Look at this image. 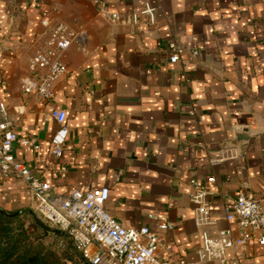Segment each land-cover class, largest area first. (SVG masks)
Returning <instances> with one entry per match:
<instances>
[{
	"label": "crops",
	"instance_id": "crops-1",
	"mask_svg": "<svg viewBox=\"0 0 264 264\" xmlns=\"http://www.w3.org/2000/svg\"><path fill=\"white\" fill-rule=\"evenodd\" d=\"M44 14L85 33L61 53L67 72L49 100L20 89L47 38ZM172 40L184 48L176 63ZM54 109L66 112L60 157L50 152ZM0 119L36 140L13 152L51 194L107 187L116 221L161 232L159 253L193 261L204 233L230 225L223 206L240 190L264 205V0H0ZM191 179L211 191L212 226L194 224ZM0 206L33 207L14 175H0ZM239 255L228 251L229 264H264V245Z\"/></svg>",
	"mask_w": 264,
	"mask_h": 264
},
{
	"label": "built area",
	"instance_id": "built-area-1",
	"mask_svg": "<svg viewBox=\"0 0 264 264\" xmlns=\"http://www.w3.org/2000/svg\"><path fill=\"white\" fill-rule=\"evenodd\" d=\"M102 12L111 20L118 19L117 13ZM143 12L152 15L153 8L146 5ZM136 17L135 14L133 18ZM40 22L48 29L47 38L29 58L28 73L21 78L20 89L25 95L49 100L54 95L55 83L67 72L61 53L72 43H82L85 33L75 31L62 21L52 23L46 14ZM167 46L170 63L178 62L184 48L173 40ZM193 54L196 55L197 51ZM65 117L66 112L61 109L52 110L47 117L59 124L50 140V152L55 157L61 156L68 132ZM16 142L32 145L35 149L39 147L34 138L17 136L12 121L0 119V175H14L24 183L31 195L35 215L50 227L65 233L90 264H229L228 251L235 254L236 262L247 246L253 243L264 245L262 200L251 192L240 190L233 201L223 206L225 219L230 225L220 229L216 235L204 233L195 260L188 261L182 256L173 259L165 251L159 253L161 247L166 248L161 232L152 231L148 226L129 230L111 216L105 209L109 196L107 187L76 188L68 195L51 194L50 184L39 180L28 164L17 160L13 152ZM209 180L215 181V178L210 177ZM190 186L195 226L205 228L214 225L212 205L208 201L211 191L194 179L190 180ZM159 219L162 221L159 230L168 229L170 222L166 216L160 215Z\"/></svg>",
	"mask_w": 264,
	"mask_h": 264
},
{
	"label": "trees",
	"instance_id": "trees-1",
	"mask_svg": "<svg viewBox=\"0 0 264 264\" xmlns=\"http://www.w3.org/2000/svg\"><path fill=\"white\" fill-rule=\"evenodd\" d=\"M28 213L30 211L6 210L0 206V264H66L61 263L62 259L55 251L38 242L42 235H35V230L40 228L37 218L30 225L24 226L20 218ZM71 246L74 255L84 264H90L72 243Z\"/></svg>",
	"mask_w": 264,
	"mask_h": 264
},
{
	"label": "rangeland",
	"instance_id": "rangeland-1",
	"mask_svg": "<svg viewBox=\"0 0 264 264\" xmlns=\"http://www.w3.org/2000/svg\"><path fill=\"white\" fill-rule=\"evenodd\" d=\"M14 211V210H12ZM29 212V211H28ZM34 218L40 219L35 215L33 210H30V213L24 215L20 219L22 220L24 226H28L33 223ZM35 235H42L40 241L41 245L45 248L55 251L61 257V263L66 264H84L77 255L73 254L72 246L69 241V237L64 234L57 235L56 233L47 232L44 233V230L40 227L35 230Z\"/></svg>",
	"mask_w": 264,
	"mask_h": 264
},
{
	"label": "water",
	"instance_id": "water-1",
	"mask_svg": "<svg viewBox=\"0 0 264 264\" xmlns=\"http://www.w3.org/2000/svg\"><path fill=\"white\" fill-rule=\"evenodd\" d=\"M38 225L44 230V233L51 232V233H60L61 231L56 228H52L49 225H47L44 221L38 219L37 220Z\"/></svg>",
	"mask_w": 264,
	"mask_h": 264
}]
</instances>
